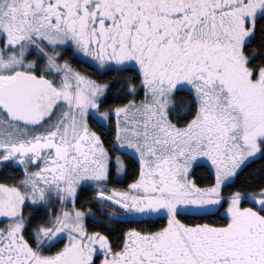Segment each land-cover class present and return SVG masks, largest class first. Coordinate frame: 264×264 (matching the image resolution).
Masks as SVG:
<instances>
[{"label":"snow or ice","instance_id":"obj_1","mask_svg":"<svg viewBox=\"0 0 264 264\" xmlns=\"http://www.w3.org/2000/svg\"><path fill=\"white\" fill-rule=\"evenodd\" d=\"M0 264H264V0H0Z\"/></svg>","mask_w":264,"mask_h":264}]
</instances>
